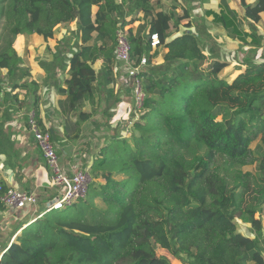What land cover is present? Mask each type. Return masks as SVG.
<instances>
[{
	"label": "trees",
	"instance_id": "1",
	"mask_svg": "<svg viewBox=\"0 0 264 264\" xmlns=\"http://www.w3.org/2000/svg\"><path fill=\"white\" fill-rule=\"evenodd\" d=\"M0 2V124L6 79L18 88L31 76L15 48L17 37L53 38L58 25L76 21L77 50L67 87L60 89L63 113L77 118L65 123V132L75 129L76 139L93 116L86 102L99 103L97 83L114 79L119 29L132 12L146 19L136 32L128 28L132 64L146 58L140 71L146 98L133 132L111 135L89 166L87 196L22 228L0 264H171L158 248L184 264H264V61L227 79L228 62L207 55L199 34L187 30L170 39L172 23L184 16L156 11L151 0ZM241 6L251 20L252 45L261 47L256 24L264 0H242ZM226 9L215 19L236 36L231 19L238 13ZM154 34L158 49H167L159 64L157 51L151 53ZM100 59L98 73L93 65ZM7 188L0 190V209ZM238 220L249 223L255 237L241 233Z\"/></svg>",
	"mask_w": 264,
	"mask_h": 264
},
{
	"label": "crops",
	"instance_id": "2",
	"mask_svg": "<svg viewBox=\"0 0 264 264\" xmlns=\"http://www.w3.org/2000/svg\"><path fill=\"white\" fill-rule=\"evenodd\" d=\"M241 2L242 0H151L156 11L175 13L179 18L184 16L177 25L172 23L170 39L182 35L187 30L199 34L202 42L206 43L207 55H214L228 62L222 76L229 80L243 73L250 62L264 61V11L260 13V21L256 24V34L263 40V45L255 48L252 45L253 36L249 35L251 20L243 18ZM245 2L255 4L257 0H245ZM226 7L238 13L237 18L231 19L239 31L236 36L231 35L232 31L222 21L215 19L216 15L227 11ZM92 10L95 14L98 7L93 6ZM131 15L135 17L132 20L128 19L130 23L138 21L134 28L131 26L136 32L138 26L144 23L143 12H132L129 16ZM74 30L78 31L76 21L58 25L53 38L45 39L38 34H31L19 35L15 41V48L23 58L24 65L30 67L31 76L26 85L18 88L8 85L5 88L6 97L2 104L0 124V179L7 187L34 192L38 203L34 208V211L37 210L36 213L29 207L0 209V258L4 248L14 241L22 228L34 222L38 218V213H44L48 204L63 191L61 186L54 184V173L35 139L31 120L34 119L36 126L41 129L38 124L40 121L44 126L41 130L54 133L53 143L62 150L64 158L59 156L61 166L69 175H73L76 165L81 162L72 158V163L69 156H73L72 148L84 134V125L77 139L73 138L76 134L75 129H70V135L65 132V123L76 122L77 118L71 114L68 119L63 113L66 94L60 90L67 87L65 81L69 78V59L74 49L77 50L74 46L70 51L73 40L69 36ZM156 49L158 46H153L151 53H154ZM158 50L159 58L156 60L154 56L153 61L162 63L167 49L159 48ZM102 66V59L93 65L98 73ZM113 78L111 82L103 85L104 91L113 92L110 99H107V93L104 92L98 97L99 103L86 102L84 109L91 111V107L97 106H103V109L108 107L115 109L117 105H121L123 106L122 114H128V110L133 107L136 113V117L130 121L133 124L134 120L139 118V113L135 111L134 86L125 64L119 62L114 69ZM92 121H95L94 117L87 122ZM61 141L63 144H60ZM91 163L92 161L87 167ZM251 235L247 236L253 237Z\"/></svg>",
	"mask_w": 264,
	"mask_h": 264
},
{
	"label": "built area",
	"instance_id": "3",
	"mask_svg": "<svg viewBox=\"0 0 264 264\" xmlns=\"http://www.w3.org/2000/svg\"><path fill=\"white\" fill-rule=\"evenodd\" d=\"M154 45H158L159 38L156 34L153 36ZM116 59L125 64L127 72L132 80L135 95V111L137 113L142 109L146 94L142 85V77L140 76L141 66L146 63V58L142 59L141 66H134L131 61V45L128 41V30L121 28L118 31L117 46L115 50ZM33 125L35 139L41 148L47 163L54 173V184L61 186L62 193L52 200L46 211L63 210L80 199L87 196L92 176L89 167H79L76 165L73 175H69L61 166L59 155L52 141L51 132L41 130L36 126L34 119L31 120ZM4 183L0 179V190H3ZM1 201L4 206L10 209H23L29 207L32 211L38 203L37 195L34 192L19 189L17 187H8L4 191ZM45 211V212H46ZM35 213L37 210L34 211ZM44 213H38V218Z\"/></svg>",
	"mask_w": 264,
	"mask_h": 264
},
{
	"label": "rangeland",
	"instance_id": "4",
	"mask_svg": "<svg viewBox=\"0 0 264 264\" xmlns=\"http://www.w3.org/2000/svg\"><path fill=\"white\" fill-rule=\"evenodd\" d=\"M3 3L0 2V10H1V5ZM153 5V4H152ZM135 13V12H133ZM131 14V13H130ZM129 14V15H130ZM127 16L128 18L126 19L128 22H130L128 19H133L135 16H133L132 18H130L131 16ZM136 15V14H135ZM144 16V14H143ZM144 21H146L145 17L143 18ZM142 19V20H143ZM138 24L137 22H133V23H129L125 29L128 30L129 27H135ZM69 38H71L72 41V45H70V51L72 50V48L75 46H77V42H78V31L76 32V30H74ZM66 42H68V40L65 39ZM154 41L153 37H152V46H157L154 45ZM65 42V43H66ZM69 47V45H68ZM74 51H76L74 49ZM157 51V53L155 54V52ZM156 51L154 52L155 54V59L157 60L159 57H157L159 55V51L158 49H156ZM157 62V61H156ZM146 64V63H144ZM159 64V62L157 63ZM226 71V70H225ZM4 73H6V70H4ZM100 82H98L97 84V93H98V97L102 96V94L106 91L103 90V88L105 86H103V84H99ZM10 85L6 79V86ZM96 93V94H97ZM106 96L107 99L110 97H108V92H106ZM108 99V100H109ZM115 105V104H114ZM118 107H116L114 109V107H108L103 109V106H97V107H91V111L93 110V116L95 118V121L92 122H87L85 124H83V135L77 140V143L74 144L73 148H72V154L73 156H69L70 160L73 163V159H76L78 162H80V164H78V166L76 168L79 167H87V165H89V162L92 161L93 157L96 156L99 147L106 142V140L114 134H121V135H126L129 136L132 132H133V128L132 125L130 123V121L132 119H134V117H136V113L134 112V108L132 107L131 109L128 110V114H122V110H123V106L121 105H117ZM142 114V109L139 112V118ZM127 115V116H126ZM138 117V116H137ZM56 142V141H55ZM60 144H63L62 141L60 142ZM57 144L55 143V146ZM253 147L256 146V142L253 143L252 145ZM57 148L58 154L60 156V158H63L62 156V150L60 148ZM61 152V154H60ZM64 159V158H63ZM80 160V161H79ZM82 165V166H81ZM245 169H249V170H253L255 169L254 167H247ZM93 180V178H92ZM100 180V178L98 179ZM92 182V181H91ZM256 217H259V214H256ZM238 224H239V231L243 234L246 235H253V237L255 236V234L252 233V231L250 230V224L242 221V220H238ZM251 235V236H252ZM157 253L159 255H162L164 257H166L171 264H184L183 260L177 259L175 257H173L168 251H166L165 249L162 248H158L157 249ZM184 258H187L186 255L183 256Z\"/></svg>",
	"mask_w": 264,
	"mask_h": 264
}]
</instances>
